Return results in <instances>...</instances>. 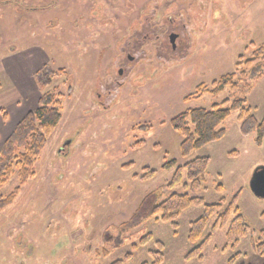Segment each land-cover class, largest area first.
<instances>
[{"label":"rangeland","instance_id":"obj_1","mask_svg":"<svg viewBox=\"0 0 264 264\" xmlns=\"http://www.w3.org/2000/svg\"><path fill=\"white\" fill-rule=\"evenodd\" d=\"M54 1L57 8L46 12L38 0L34 8L30 0H0V7L12 10L0 9L4 95L14 92L5 66L15 57L32 54L30 68L45 62L68 73L42 91L36 86L40 97L59 90L63 119L36 164V176L0 216V264H153L159 251L162 264H229L237 254L233 264H264L252 244L264 231V199L250 187L256 171L264 168V147L256 146L255 135L241 134L234 112L222 127L225 138L183 158V137L170 125L188 110L243 99L229 90L216 97L206 91L234 73L244 86L236 64L240 57L244 64L252 60L264 44V0ZM71 2L77 8L71 9ZM25 13L28 19L16 26V15ZM172 32L180 35L175 52L168 40ZM200 85L204 97L187 102ZM248 106L263 120L264 76L248 96ZM6 112L13 125L14 107L7 105ZM207 157L204 190L192 192L184 170L171 185L179 167ZM173 160L177 167L162 168ZM151 171L156 173L144 179ZM219 184L223 193L216 191ZM18 185L15 174L0 197L10 196ZM158 190L160 202L189 194L208 205L222 199L229 203L240 192L239 207L252 232L232 249L227 228L217 230L202 261L187 256L206 241L218 219L211 217L192 244L191 223L203 215V206L184 211L177 228L153 218L121 235L143 199ZM118 237L124 242L116 246Z\"/></svg>","mask_w":264,"mask_h":264},{"label":"trees","instance_id":"obj_2","mask_svg":"<svg viewBox=\"0 0 264 264\" xmlns=\"http://www.w3.org/2000/svg\"><path fill=\"white\" fill-rule=\"evenodd\" d=\"M236 67L237 72L241 74V82L244 83L242 88L239 85L240 83L236 81V73H234L222 77L219 81H215L212 84V90L206 91V95L216 97L229 90L233 95L240 94L243 99H236L232 103L226 100L221 105H213L210 109L188 110L171 120L170 125L173 130L183 137L181 144V155L183 158H188L192 152L225 138L227 132L222 127L234 112L238 113L241 134L246 137L255 135L256 146L259 148L264 146V118L259 121L248 106V96L251 94L256 82L264 76V44L254 53V58L245 64L243 63V57H240ZM243 67L248 72L242 71ZM67 74L65 69L56 70L50 64H45L37 71L35 80L40 91H42L52 85L57 77ZM203 87L204 85H200L197 88L196 95L189 97L186 101L202 99L204 93L200 92V90ZM55 90L40 97L38 107L25 116L4 143L0 153V189L5 187L15 174L19 177V185L10 196L6 198L0 197V216L15 203L28 181L36 176V164L49 139L63 119L61 101L63 95L59 93V90ZM71 90L72 87H69L68 91L71 92ZM230 155H235V153ZM177 164V161L173 160L166 163L162 168L164 170L172 169L177 167ZM209 165L210 158L207 157L198 158L184 167H179L171 185L178 181L180 174L184 170L187 172L189 189L192 192L204 190ZM155 173V171H151L149 176L144 177V179L152 177ZM216 191L223 193L224 187L219 184L216 187ZM160 192L161 190L155 191L143 199L132 219L123 226L121 235L153 218H156L157 222H172L173 227L177 228L175 221L180 218L184 211L195 206H203V215L191 223L188 239L192 244L200 240L211 217L217 215L218 219L206 241L187 256V259L198 258L202 261V251L217 230L228 228L227 246L232 249H236L241 241L252 232L247 217L239 207L240 192L229 203L222 199L220 203L213 205L206 204L204 198L191 197L189 194H172L160 202L162 199ZM261 218L264 220V212ZM262 240H264V231L260 233L259 242H252V244L255 253L264 257V241L262 242ZM123 242L124 240L118 237L116 246ZM159 246L162 247L161 244ZM135 248L136 246H134ZM240 256V254H237L229 261V264L236 262ZM153 257V264H162L164 261L160 251L154 253Z\"/></svg>","mask_w":264,"mask_h":264},{"label":"crops","instance_id":"obj_3","mask_svg":"<svg viewBox=\"0 0 264 264\" xmlns=\"http://www.w3.org/2000/svg\"><path fill=\"white\" fill-rule=\"evenodd\" d=\"M35 0H30V5L31 8H34L32 3ZM40 1V5L39 8H43L45 10H41V11H46L48 12V10H52L55 9L57 7H55L57 5V2L54 0H38ZM44 1V3H43ZM71 9L77 8L76 6L74 7V3L71 2ZM0 9H8V6H1ZM12 11V10H11ZM73 14V16H72ZM71 14L72 17L75 16V12L73 11ZM8 14H6L4 17L5 19L8 18L7 16ZM16 15V14H13ZM28 16L26 13L22 16L19 17L18 15H16V26H20V22L21 20H23V18L25 20H27L28 18L26 17ZM7 17V18H6ZM9 19V18H8ZM15 19V17H14ZM75 20V18L72 20V24L73 21ZM11 19L8 20V24L11 25ZM22 22H26V21H22ZM7 25V26H9ZM0 34L1 37H5L4 36V31H3V26L0 27ZM35 35V34H34ZM17 54H13L12 57H15ZM42 55L43 52H42ZM42 55L40 54V58L42 59ZM46 56V55H45ZM32 58V54L31 57L28 56H20V57H15L13 59H11L9 61V65H6L5 68L7 69V74L8 77H10L13 88H14V92L13 93H7L4 95V89L0 86V95L2 96L0 98V132L1 133H5L4 135L0 133V153L3 149L4 143L6 142V140L10 137V135L13 133V131L15 130L16 126L25 118V116L32 110L36 109L38 106V102H39V98L40 95L38 96V93L35 92V89H37L36 86V80H35V75L37 73V71L39 69H41V67H43L45 65V62L43 64H41V66L39 67H34V68H30L29 65V61ZM37 58V56H36ZM44 58V56H43ZM22 66H27L26 68H23ZM3 68V69H5ZM33 69V70H31ZM32 77H31V76ZM6 92V91H5ZM3 103H7L6 105ZM7 105H10L11 107H14V112L16 114V119L13 123V125H10V120H11V116L9 113H7ZM264 147V146H263ZM228 230V228H227Z\"/></svg>","mask_w":264,"mask_h":264},{"label":"water","instance_id":"obj_4","mask_svg":"<svg viewBox=\"0 0 264 264\" xmlns=\"http://www.w3.org/2000/svg\"><path fill=\"white\" fill-rule=\"evenodd\" d=\"M171 40L174 42L175 37H172ZM61 152H63V149ZM250 187L257 198L264 199V168H260L256 171L251 180Z\"/></svg>","mask_w":264,"mask_h":264},{"label":"flooded vegetation","instance_id":"obj_5","mask_svg":"<svg viewBox=\"0 0 264 264\" xmlns=\"http://www.w3.org/2000/svg\"><path fill=\"white\" fill-rule=\"evenodd\" d=\"M149 36H150V35H145V38H148ZM172 37H175L174 42H172V40H171ZM179 39H180V35H179L178 33H174V32H172V33H170V34L168 35V40H169L170 45H171V47H172V51H174V52L177 50V41H178ZM127 58H128L129 61H134V58L131 56V54H128ZM119 73L122 75V73H123L122 69L120 70Z\"/></svg>","mask_w":264,"mask_h":264}]
</instances>
